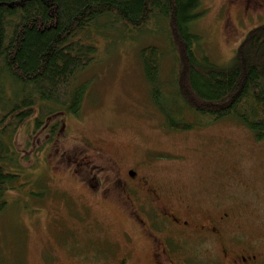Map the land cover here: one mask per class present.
Returning a JSON list of instances; mask_svg holds the SVG:
<instances>
[{
  "label": "rangeland",
  "instance_id": "rangeland-1",
  "mask_svg": "<svg viewBox=\"0 0 264 264\" xmlns=\"http://www.w3.org/2000/svg\"><path fill=\"white\" fill-rule=\"evenodd\" d=\"M202 2L203 14L194 25L202 37L199 50L228 66L249 32L264 23V10L239 18L238 8L230 14L221 11L222 0ZM227 15L235 21L232 32L226 27ZM165 30L163 21L156 20L142 32L105 31L95 40L96 60L75 80L89 82L79 115H60V131L51 142L47 131L35 129L32 121L19 130L16 147L24 153L27 185L6 194L8 206L0 213V264H103L105 256H121L127 226L119 196L111 198L113 205L103 204L86 181L101 179L109 185L104 179L111 172L98 173L95 166H130L145 151L152 180L169 195L205 202L216 195L225 199L224 191L244 196L255 213L251 220L242 219L243 226L264 236V139L257 140L231 118L211 121L188 112L183 118L192 128L177 130L153 103L140 52L149 45L163 48V76L173 77L175 60ZM141 252L133 255L135 264L146 254Z\"/></svg>",
  "mask_w": 264,
  "mask_h": 264
},
{
  "label": "trees",
  "instance_id": "trees-1",
  "mask_svg": "<svg viewBox=\"0 0 264 264\" xmlns=\"http://www.w3.org/2000/svg\"><path fill=\"white\" fill-rule=\"evenodd\" d=\"M202 9V0H0V213L7 192L27 185L19 130L32 121L51 142L60 115H79L89 82L75 80L96 60L95 40L105 31L142 32L163 21L173 77L163 76L166 52L159 45L144 47L140 61L168 126L192 128L183 118L188 112L211 121L231 118L264 139V23L249 32L231 64L220 66L199 50L194 25Z\"/></svg>",
  "mask_w": 264,
  "mask_h": 264
},
{
  "label": "flooded vegetation",
  "instance_id": "flooded-vegetation-1",
  "mask_svg": "<svg viewBox=\"0 0 264 264\" xmlns=\"http://www.w3.org/2000/svg\"><path fill=\"white\" fill-rule=\"evenodd\" d=\"M233 8H238L239 18L242 14L249 18L253 11L264 10V0H222L221 11L230 14ZM227 20V29L234 31L231 15ZM148 154L145 151L140 161L123 168L117 162L95 166L98 173L111 172L104 179L109 185H102L101 179L86 181L103 204L113 205L111 198L117 194L126 214V251L115 258L105 256L103 264H135L137 249L146 253L141 264H264V236L250 234L242 221L254 215L252 201L232 191H224L225 199L216 195L209 202L169 195L152 180Z\"/></svg>",
  "mask_w": 264,
  "mask_h": 264
}]
</instances>
